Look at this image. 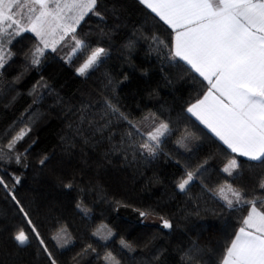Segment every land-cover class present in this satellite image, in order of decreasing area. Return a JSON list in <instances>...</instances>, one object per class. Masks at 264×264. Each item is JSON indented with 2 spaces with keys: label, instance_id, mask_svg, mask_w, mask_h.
I'll use <instances>...</instances> for the list:
<instances>
[{
  "label": "trees",
  "instance_id": "trees-1",
  "mask_svg": "<svg viewBox=\"0 0 264 264\" xmlns=\"http://www.w3.org/2000/svg\"><path fill=\"white\" fill-rule=\"evenodd\" d=\"M96 11L101 16H86L77 36L91 48H105L107 56L86 77L75 72L82 54L72 63L62 56L65 42L55 52L47 50L40 65L26 62L24 53L35 43L30 32L13 41L10 48L15 55L0 69V147L6 150L21 128H31L16 145L17 152L27 149L22 162H0V176L9 187L12 176L20 177L11 193L0 187V264H49L35 239L20 246L12 238L19 227L29 231L12 195L28 212L58 264H105L103 256L109 251L121 264H186L181 259L186 255L194 257L193 264H217L246 208L227 209L201 185L210 189L207 181L235 155L241 168L237 176L227 177L228 182L248 192V199L264 198V190L258 188L264 164L232 154L186 112L206 91L207 82L182 61L170 60L168 49L154 44V35L170 41L173 33L168 25L138 0H98ZM105 97L130 120L155 113L169 123L172 132L155 158L110 151L128 129L123 122L112 125L111 142L108 130L76 134L81 110L102 112ZM150 123L145 122L142 130H150L146 126ZM185 133L189 139L180 147L176 142ZM45 156L48 159L41 165ZM202 164L199 178L180 192L175 185L185 169ZM69 183L72 187H65ZM136 209L163 217L173 227L155 225ZM101 225L114 233L108 242L92 236ZM60 227H66L73 240L64 249L49 239ZM121 239L135 250L121 249ZM87 245L96 252L78 255Z\"/></svg>",
  "mask_w": 264,
  "mask_h": 264
},
{
  "label": "snow or ice",
  "instance_id": "snow-or-ice-1",
  "mask_svg": "<svg viewBox=\"0 0 264 264\" xmlns=\"http://www.w3.org/2000/svg\"><path fill=\"white\" fill-rule=\"evenodd\" d=\"M141 5L159 17L172 29L169 42L158 36H152L154 44L160 49H168L167 57L172 61H182L189 71L198 74L207 82L202 96L189 104L186 112L194 116L211 133L227 146L232 154L246 157L249 161L264 164V0H138ZM98 0H0V69L14 57L10 45L23 33L34 34L35 43L24 53L25 61L30 60L32 66L41 64L46 51L57 50V45L68 38L72 42L71 51L66 60L83 55L82 62L75 72L86 77L103 62L107 51L103 47L91 48L85 39L78 38L77 27L89 14L101 16L96 11ZM102 35H108L100 29ZM17 76L14 79L18 80ZM111 84V80H109ZM15 99V97H13ZM35 103V101H34ZM104 110L91 113L81 110L77 135L87 130L91 134L109 131L111 142L115 133L111 132L114 123L123 122L128 129L120 133V139L111 144L110 151L129 152L133 158L137 154L155 158L161 151L164 139L172 129L169 123L159 120L155 113H149L139 121L130 120L128 115L107 97L103 100ZM150 130H142L145 122ZM87 124L84 129L81 125ZM31 131L30 127L21 128L10 139L5 147H0V162L7 160L20 164L25 153L17 152L16 145ZM139 137V139H137ZM189 139V134L181 136L176 142L180 147ZM87 143V138H85ZM45 156L39 163L45 164ZM205 163H207L205 161ZM26 166V165H25ZM241 165L236 156L228 159L220 169L221 173L232 178L239 174ZM204 165L194 170L185 169L184 175L178 179L175 187L182 193L199 178ZM12 187L0 176V187L11 193L12 188L20 183L19 176H12ZM212 195L229 210L246 208L240 226L223 249L217 264H264V198L253 196L234 186L225 179L219 183ZM71 188L72 185L66 184ZM258 188L264 190V179ZM11 199L18 205L29 231L19 227L13 239L24 246L35 239L46 254L49 264H58L44 238L37 230L28 212L20 201L12 195ZM259 205V206H258ZM76 207L81 209V204ZM85 214L87 210L83 209ZM140 217H148V211L136 209ZM163 228L171 229L173 224L161 217ZM31 233V236H30ZM100 241L108 242L114 233L106 225H101L93 233ZM55 241L58 249H64L73 243L66 227H60L56 234L49 237ZM105 247L107 244L105 243ZM121 249L134 251L130 243L121 239ZM197 252L200 250L197 248ZM96 252L87 245L82 253ZM99 256V253H97ZM186 264H193L194 257L186 255L181 258ZM105 264H121L111 251L103 256Z\"/></svg>",
  "mask_w": 264,
  "mask_h": 264
},
{
  "label": "rangeland",
  "instance_id": "rangeland-1",
  "mask_svg": "<svg viewBox=\"0 0 264 264\" xmlns=\"http://www.w3.org/2000/svg\"><path fill=\"white\" fill-rule=\"evenodd\" d=\"M64 42H65V44L61 47V54L64 58H66L68 53L71 51L72 42L68 38H65ZM64 42H62L61 44H63ZM59 46H60V44H58L56 47H59ZM216 174H217L216 177H214L212 179L211 183H209V185L214 187V189L219 183H222L227 178V175L221 173V171H218ZM221 178H223V179H221Z\"/></svg>",
  "mask_w": 264,
  "mask_h": 264
},
{
  "label": "water",
  "instance_id": "water-1",
  "mask_svg": "<svg viewBox=\"0 0 264 264\" xmlns=\"http://www.w3.org/2000/svg\"><path fill=\"white\" fill-rule=\"evenodd\" d=\"M148 219L155 225L163 227L162 219L154 216H149ZM164 219V218H163Z\"/></svg>",
  "mask_w": 264,
  "mask_h": 264
},
{
  "label": "crops",
  "instance_id": "crops-1",
  "mask_svg": "<svg viewBox=\"0 0 264 264\" xmlns=\"http://www.w3.org/2000/svg\"><path fill=\"white\" fill-rule=\"evenodd\" d=\"M218 171H216L211 177H210V179L207 181V185H208V187L210 188V189H212V190H214V187H212V186H210L209 185V183H211V181H212V179L214 178V177H216V173H217ZM222 177V176H221ZM221 179H223V178H221ZM227 179V178H226Z\"/></svg>",
  "mask_w": 264,
  "mask_h": 264
}]
</instances>
